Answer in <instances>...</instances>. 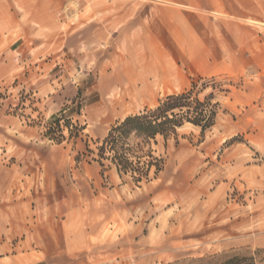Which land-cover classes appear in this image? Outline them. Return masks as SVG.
I'll return each instance as SVG.
<instances>
[{"label":"rangeland","instance_id":"1","mask_svg":"<svg viewBox=\"0 0 264 264\" xmlns=\"http://www.w3.org/2000/svg\"><path fill=\"white\" fill-rule=\"evenodd\" d=\"M239 7L0 0V264H264V11ZM100 76L114 86L88 113ZM183 93L208 128L132 135L126 173L100 158L113 127Z\"/></svg>","mask_w":264,"mask_h":264},{"label":"trees","instance_id":"2","mask_svg":"<svg viewBox=\"0 0 264 264\" xmlns=\"http://www.w3.org/2000/svg\"><path fill=\"white\" fill-rule=\"evenodd\" d=\"M194 103L197 104L195 107ZM201 106H203L201 103L191 101L190 93H183L168 96L155 109L126 117L109 131L103 145L99 148L100 158L103 159L106 147H109L113 152L112 161L115 162L118 171L126 173L130 164L126 160L125 149H123L126 140L132 135L145 140L155 139L158 135L166 138L175 132L176 127L180 126L183 120L190 121L205 130L212 124V116L206 113L203 108L201 109ZM176 110L179 113H175ZM133 171L138 173V177L134 178L137 182L147 176V173L141 168Z\"/></svg>","mask_w":264,"mask_h":264},{"label":"crops","instance_id":"3","mask_svg":"<svg viewBox=\"0 0 264 264\" xmlns=\"http://www.w3.org/2000/svg\"><path fill=\"white\" fill-rule=\"evenodd\" d=\"M239 9H235L230 17L235 19L247 20L254 17V14L261 15L264 11V0H238ZM260 10V13H259ZM251 13V14H249ZM257 22V21H255ZM264 25V19L259 21ZM84 81V80H83ZM114 83L109 76H100L99 78H90L89 83L85 84L78 93V99L83 103V109L88 113H96L105 108L106 99L113 89ZM72 89L77 90V86L73 84ZM79 92V90H78Z\"/></svg>","mask_w":264,"mask_h":264}]
</instances>
